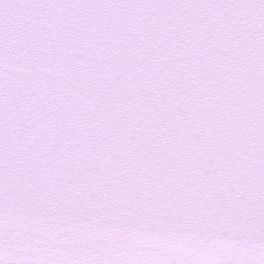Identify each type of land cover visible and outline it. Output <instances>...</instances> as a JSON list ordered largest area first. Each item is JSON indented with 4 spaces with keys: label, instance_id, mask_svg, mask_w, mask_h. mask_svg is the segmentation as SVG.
Instances as JSON below:
<instances>
[{
    "label": "snow or ice",
    "instance_id": "1",
    "mask_svg": "<svg viewBox=\"0 0 264 264\" xmlns=\"http://www.w3.org/2000/svg\"><path fill=\"white\" fill-rule=\"evenodd\" d=\"M0 264H264V0H0Z\"/></svg>",
    "mask_w": 264,
    "mask_h": 264
}]
</instances>
